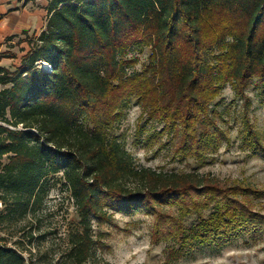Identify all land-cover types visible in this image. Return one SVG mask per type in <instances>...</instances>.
I'll return each instance as SVG.
<instances>
[{
	"label": "trees",
	"instance_id": "1",
	"mask_svg": "<svg viewBox=\"0 0 264 264\" xmlns=\"http://www.w3.org/2000/svg\"><path fill=\"white\" fill-rule=\"evenodd\" d=\"M46 13L38 34L21 33L20 65H1L16 55L0 53V229L41 202L60 174L80 225L64 264L92 260L89 218L108 220L106 207L150 215L151 243L179 242L174 258L244 234L264 241V214L252 206L264 193L136 165L111 137L135 98L147 122L162 125L155 139L173 133L181 159L203 160L229 142L211 105L227 85L243 101L254 80L264 82V0H49ZM134 47L150 49L140 73L125 59ZM244 141L252 155L264 153L252 130ZM0 264L42 263L0 245Z\"/></svg>",
	"mask_w": 264,
	"mask_h": 264
},
{
	"label": "rangeland",
	"instance_id": "2",
	"mask_svg": "<svg viewBox=\"0 0 264 264\" xmlns=\"http://www.w3.org/2000/svg\"><path fill=\"white\" fill-rule=\"evenodd\" d=\"M34 1L32 11L37 10L42 15L49 0ZM44 18L45 15L41 17L42 20ZM27 32L32 34V30ZM23 38L22 35L12 40L8 38L13 44L2 48L1 52L16 55V59L4 61L7 67L20 65L27 49ZM149 53L148 47L130 49L125 59H136V63L129 70L142 72L148 63ZM211 107L217 113L220 126L228 132L229 142L223 141L203 160L181 159L175 155L173 133L155 139L154 131H159L162 125L147 122L135 98L123 109L111 137L133 155L136 165L163 172H197L224 185L244 183L264 193V153L252 155L244 141L247 132L252 130L264 146V82L254 80L243 101L236 98L227 85ZM60 176L49 182L42 201L24 217L2 226L0 245L16 247L25 257L30 255L37 263H65L69 235L80 225ZM252 206L254 211L264 214V196L255 197ZM165 208L178 215L176 207ZM211 209L185 218V226L188 227L198 216L207 217L213 211ZM104 210L108 220L94 216L89 218L93 257L86 264H264V241H255L246 234L221 248L199 245L174 258L171 253L179 248V242L151 243L153 221L150 215L144 212L126 214L108 207Z\"/></svg>",
	"mask_w": 264,
	"mask_h": 264
},
{
	"label": "crops",
	"instance_id": "3",
	"mask_svg": "<svg viewBox=\"0 0 264 264\" xmlns=\"http://www.w3.org/2000/svg\"><path fill=\"white\" fill-rule=\"evenodd\" d=\"M32 2L35 1L0 0V53L7 44H13L8 38L18 37L23 31L29 30L38 34L43 29L47 17L46 10H42V15L37 10L32 11ZM4 61H1V65L7 67Z\"/></svg>",
	"mask_w": 264,
	"mask_h": 264
},
{
	"label": "built area",
	"instance_id": "4",
	"mask_svg": "<svg viewBox=\"0 0 264 264\" xmlns=\"http://www.w3.org/2000/svg\"><path fill=\"white\" fill-rule=\"evenodd\" d=\"M21 1H26V0H21ZM45 67H47V66L45 65Z\"/></svg>",
	"mask_w": 264,
	"mask_h": 264
}]
</instances>
